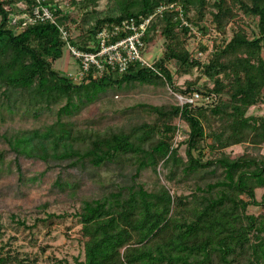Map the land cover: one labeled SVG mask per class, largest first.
Returning <instances> with one entry per match:
<instances>
[{
  "label": "trees",
  "instance_id": "obj_1",
  "mask_svg": "<svg viewBox=\"0 0 264 264\" xmlns=\"http://www.w3.org/2000/svg\"><path fill=\"white\" fill-rule=\"evenodd\" d=\"M100 2L0 0V122L14 115L43 121L0 139L17 155L47 167L66 162L98 185L72 212L48 213L31 225L17 219L29 231L21 243L6 237L0 220V264H40L49 246L37 233L49 235L67 216L73 224L66 229L79 226L77 264H264V112L249 111L264 108V0H107L105 10ZM35 7L48 8L52 19L41 20ZM159 7L141 50L163 38L153 61L158 73L134 62L123 73L97 75L90 67L74 81L54 67L67 45L96 51L101 30L138 22ZM210 28L211 43L201 42ZM191 74L184 88L175 84V75ZM123 83L170 84L173 95L200 98L136 103L120 113L137 121L121 126L72 120ZM241 144L240 155L226 151ZM144 170L153 174L148 185ZM102 171L121 179L104 183ZM79 180L57 176L53 184L75 196Z\"/></svg>",
  "mask_w": 264,
  "mask_h": 264
},
{
  "label": "rangeland",
  "instance_id": "obj_2",
  "mask_svg": "<svg viewBox=\"0 0 264 264\" xmlns=\"http://www.w3.org/2000/svg\"><path fill=\"white\" fill-rule=\"evenodd\" d=\"M55 1H59L63 7H66L69 2V0ZM106 5L107 0H101L99 9L105 10ZM242 18H245V16L242 15ZM77 19H81L80 14ZM245 21L247 22V20ZM234 25H236V22H234ZM230 27L228 28V37L231 34ZM75 34H78V32H75ZM214 36L215 32L210 28L207 34L201 35V39H199L203 43L210 44ZM162 47L163 38L158 37L144 51L143 59L148 63H153L161 55ZM198 55L200 58H204L202 54L199 53ZM54 67L63 74L74 76L79 70L78 64L68 50H65L63 55L55 61ZM194 77V74L175 75V84L184 88L185 81L192 80ZM170 88V84L163 87H154L150 84L139 83L130 85L123 83L119 86L109 87L106 93L100 94L99 99L84 108L72 120L80 127L86 125L85 122L94 120L95 127L98 128H104L107 125L121 126V124L133 123L137 121V118L123 115L120 112L136 103H178L179 100H176L177 98L173 95ZM249 111L263 113L264 108H250ZM51 120L50 117L49 122ZM42 122V120L37 122H33L32 119L24 120L19 115H14L12 120L0 122V134L20 128L38 127L41 126ZM244 149L245 145L241 144L234 145L226 151L231 156H237L242 154ZM261 153L264 155V148ZM0 156L2 157L0 158L2 159L0 172V220L6 226V237L17 236L19 238L17 240L18 243L23 242V236H29V231L23 230L21 227L18 228L15 223L17 219H25L26 224L31 225L36 222V219L44 218L48 213L57 215L62 212H72L78 207L80 198L88 196L93 190H98V185L88 178L87 173H81L77 168L68 167L66 162L56 163L51 167H47V164L40 159L17 155L13 150L9 149L3 139H0ZM100 173L106 178L104 183L121 179V177L115 175L116 172L102 171ZM140 175L141 180H146L147 185L150 184L149 179L153 176L151 170H144ZM57 176L68 182L74 181L75 176L79 177L77 194L71 196L66 190H60L54 186L53 183ZM179 192L187 193L188 191L185 186H181ZM262 192L263 189L257 190L256 196L259 198ZM42 205H46L45 208H42ZM255 210L256 208H253V211ZM261 210L259 211L264 213V208ZM12 213L16 214V219L13 221L10 218ZM54 220L57 219L54 218ZM57 221L53 224L49 235L37 233L38 241L49 246L41 257L40 264H55L56 262L51 259L52 257H55L54 259L65 258L66 261L62 264H77L74 257L78 254L82 256L81 246L76 239L78 236L76 231L79 226H73L70 230L66 229V226H72L73 224L70 216L65 217L62 224ZM37 224L39 223L37 222Z\"/></svg>",
  "mask_w": 264,
  "mask_h": 264
},
{
  "label": "built area",
  "instance_id": "obj_3",
  "mask_svg": "<svg viewBox=\"0 0 264 264\" xmlns=\"http://www.w3.org/2000/svg\"><path fill=\"white\" fill-rule=\"evenodd\" d=\"M162 9L164 7H159L155 13L148 17H140L138 22L134 18H129L110 30H101L98 33L99 48L96 51H85L67 45V50L79 67L78 73L75 76L71 75L74 81L82 78L90 67H94V72L97 75H101L105 70L108 71L110 69L115 70L117 73H123L134 62H138L158 73L153 63H148L143 59L141 50L144 47L143 37L150 20L153 15L161 14ZM33 13L41 20L52 19V15L46 7H35ZM174 95L180 104L200 98L198 93H193L192 96L176 93Z\"/></svg>",
  "mask_w": 264,
  "mask_h": 264
}]
</instances>
